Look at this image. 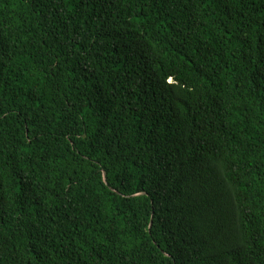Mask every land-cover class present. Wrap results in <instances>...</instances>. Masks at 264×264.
Wrapping results in <instances>:
<instances>
[{
    "label": "trees",
    "instance_id": "obj_1",
    "mask_svg": "<svg viewBox=\"0 0 264 264\" xmlns=\"http://www.w3.org/2000/svg\"><path fill=\"white\" fill-rule=\"evenodd\" d=\"M0 264H264V0H0Z\"/></svg>",
    "mask_w": 264,
    "mask_h": 264
}]
</instances>
